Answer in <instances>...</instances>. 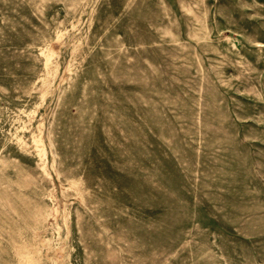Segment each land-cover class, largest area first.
I'll return each mask as SVG.
<instances>
[{
	"label": "rangeland",
	"instance_id": "rangeland-1",
	"mask_svg": "<svg viewBox=\"0 0 264 264\" xmlns=\"http://www.w3.org/2000/svg\"><path fill=\"white\" fill-rule=\"evenodd\" d=\"M0 264H264V0H0Z\"/></svg>",
	"mask_w": 264,
	"mask_h": 264
}]
</instances>
